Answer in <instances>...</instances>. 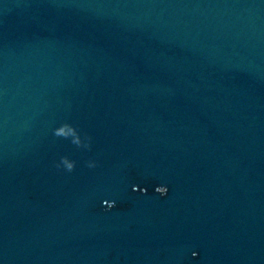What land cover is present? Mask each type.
I'll use <instances>...</instances> for the list:
<instances>
[{
    "label": "water",
    "instance_id": "95a60500",
    "mask_svg": "<svg viewBox=\"0 0 264 264\" xmlns=\"http://www.w3.org/2000/svg\"><path fill=\"white\" fill-rule=\"evenodd\" d=\"M0 264H264V0H0Z\"/></svg>",
    "mask_w": 264,
    "mask_h": 264
},
{
    "label": "clouds",
    "instance_id": "9594fccd",
    "mask_svg": "<svg viewBox=\"0 0 264 264\" xmlns=\"http://www.w3.org/2000/svg\"><path fill=\"white\" fill-rule=\"evenodd\" d=\"M66 124L62 125L61 127H65ZM55 134L58 135V136H61L62 133L60 132L59 129H55ZM62 162L63 164L65 165V167L68 169V170H71L73 168V162L68 160L66 157H62ZM89 166H92V164L90 163ZM135 188V186H133ZM156 192L160 193L161 195H163L165 192H166V188L163 187V186H158L156 187L155 189ZM108 203V202H106ZM111 206V204L109 205ZM193 255H195V253H193Z\"/></svg>",
    "mask_w": 264,
    "mask_h": 264
}]
</instances>
